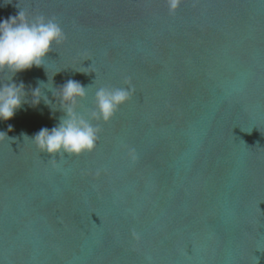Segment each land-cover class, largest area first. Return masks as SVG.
Instances as JSON below:
<instances>
[{"label":"water","instance_id":"obj_1","mask_svg":"<svg viewBox=\"0 0 264 264\" xmlns=\"http://www.w3.org/2000/svg\"><path fill=\"white\" fill-rule=\"evenodd\" d=\"M20 10L66 39L0 121V264H264V0H0ZM52 77L89 86L80 110L135 89L92 152L55 162L27 138L63 115L30 106Z\"/></svg>","mask_w":264,"mask_h":264},{"label":"clouds","instance_id":"obj_2","mask_svg":"<svg viewBox=\"0 0 264 264\" xmlns=\"http://www.w3.org/2000/svg\"><path fill=\"white\" fill-rule=\"evenodd\" d=\"M167 3L169 11L174 12L180 0H167ZM65 39V34L55 17H45L41 14L29 19L27 14L20 10L15 16L0 19V74L7 77L6 80L0 81V121L11 119L16 110L29 103L25 84L22 81L15 82L13 77L32 67H44L47 54L52 51L54 45L61 44ZM52 81L53 77L50 87H47L49 79L47 82L37 81V86L31 89L30 106L36 107L43 100L51 112L59 110L63 115L51 129L44 127L31 138L26 135L25 137L33 142L40 153L49 154L53 162L57 160V156L78 157L92 152L101 132L99 123L94 122L110 121L135 91L127 80L125 83L129 84L128 87L99 86L94 92L93 107L80 110V101L86 98L89 86L85 87L78 81L68 79L62 85L53 87ZM44 90L51 92L52 100ZM11 130L12 126L9 125L8 131ZM5 137L8 140L14 139L8 137L6 132L0 131V140ZM129 155L134 161V150H130Z\"/></svg>","mask_w":264,"mask_h":264}]
</instances>
